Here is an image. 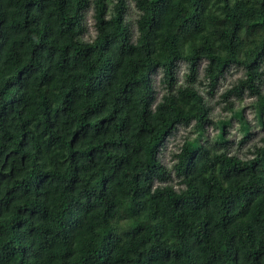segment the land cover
Returning <instances> with one entry per match:
<instances>
[{
	"label": "trees",
	"instance_id": "1",
	"mask_svg": "<svg viewBox=\"0 0 264 264\" xmlns=\"http://www.w3.org/2000/svg\"><path fill=\"white\" fill-rule=\"evenodd\" d=\"M127 7L0 0V264H264V137L232 153L230 121L197 88L212 97L232 66L244 71L220 95L244 144L231 98L255 96L264 113V0Z\"/></svg>",
	"mask_w": 264,
	"mask_h": 264
},
{
	"label": "rangeland",
	"instance_id": "2",
	"mask_svg": "<svg viewBox=\"0 0 264 264\" xmlns=\"http://www.w3.org/2000/svg\"><path fill=\"white\" fill-rule=\"evenodd\" d=\"M128 7L127 11L129 15H133L135 0H125ZM129 8V9H128ZM84 24L86 25V34L84 35V40H91L95 37L96 31L94 27L93 19V9L90 8L85 13ZM206 65V62H202L200 65V74L198 80L203 79V69ZM186 66L184 64L179 65L178 69V84H182L185 80ZM161 73L154 76V85L155 90H159V80ZM244 77V71L237 69L235 66H232L229 71L225 74L224 78L220 81L218 88L216 89L214 95L210 97L207 94V89L202 85H197L198 90L205 97V101L209 107L212 108L211 118L214 120L218 119H227L230 121L229 125L226 127L227 138L230 142V150L234 154H238L241 157L249 156V150L252 149L253 145L260 146L261 139L264 137V113L261 118L259 117V108L257 104V98L251 96L248 93H245L243 98L238 100L235 97L231 98V102L235 108L242 109L243 118L247 121L250 128V138L244 143L240 144L243 140V133L241 131V126L238 118H235L233 114L229 111H226L224 108L226 105L220 99V95L223 94L227 89L233 87V85L241 78ZM163 92L158 93L157 100L160 99ZM262 94L264 95V83L262 85ZM208 138L213 137L218 133V129L214 126H206ZM193 136V125L189 128H184L180 126L175 134L166 142V148L160 153V159L163 165L171 167L174 161L172 160V153L179 150V146L183 143L185 136ZM206 138V137H205Z\"/></svg>",
	"mask_w": 264,
	"mask_h": 264
}]
</instances>
